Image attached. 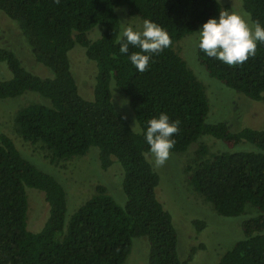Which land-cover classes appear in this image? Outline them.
<instances>
[{"label":"trees","instance_id":"1","mask_svg":"<svg viewBox=\"0 0 264 264\" xmlns=\"http://www.w3.org/2000/svg\"><path fill=\"white\" fill-rule=\"evenodd\" d=\"M242 2L252 22L264 26V0ZM122 6L157 23L172 38L170 48L150 54L145 72L130 61L138 48L129 45V53L120 52L117 9ZM223 8L217 0H0V10L18 21L36 60L53 72L51 77L37 75L0 46V62L12 73L10 79H0V99L33 91L47 100L17 112L20 133L31 143L42 142L52 161L84 156L97 147L104 170L121 166L126 196L120 205L99 184L67 221L64 185L25 158L12 138L0 135V264H125L137 237L148 239V264H191L180 257L174 217L158 198L161 176L145 159L148 121L161 113L170 122L179 121L171 151H186L204 135L231 148L249 142L260 149L205 158L203 145L187 171L195 190L221 215L240 216L250 206L259 212L242 222L244 238L218 264H264V129L234 131L226 121L208 122L207 86L175 47L208 19H218ZM97 26L102 33L91 40L89 32ZM77 44L98 68L93 99L83 96L72 69L70 51ZM198 60L212 78L264 103V43L257 42L255 57L243 65L229 66L199 47ZM112 80L129 98L140 131L117 109ZM28 187L44 192L49 204L47 220L37 232L27 227ZM194 223L199 229L205 225Z\"/></svg>","mask_w":264,"mask_h":264},{"label":"rangeland","instance_id":"2","mask_svg":"<svg viewBox=\"0 0 264 264\" xmlns=\"http://www.w3.org/2000/svg\"><path fill=\"white\" fill-rule=\"evenodd\" d=\"M223 10L236 12L252 22L244 10L242 0H220ZM122 30L131 26L142 31L144 18L131 13L127 6L117 9ZM199 29L181 41L175 47L186 60L188 66L207 86L211 110L208 122L226 121L234 131L244 127L264 129V103L255 101L237 92L219 80L212 78L198 60ZM102 33L97 26L89 32L91 40H96ZM0 46L12 50L31 72L42 77H51L53 72L39 63L27 42L18 21L9 18L0 10ZM71 65L79 84L80 91L87 99L94 98V87L98 68L86 55V48L77 44L70 51ZM12 73L6 62H0V79H10ZM111 90L117 109L126 117L136 131H140L129 98L111 81ZM31 103H47L39 93L27 91L17 97L0 99V135L6 134L15 142L22 155L42 170L53 174L66 188L68 195L67 221L72 214L95 192L99 184L106 185L109 192L120 205L125 204L126 196L122 186V168L119 164L108 170L101 167L99 150L91 148L84 156L52 161L50 152L42 142L31 143L24 139L16 123L17 112ZM206 146L205 158L223 151H260L249 142L229 147L222 140L204 135L183 152L171 151L166 164L156 169L161 176L158 198L172 213L179 233V255L182 259H191V264H218L222 256L233 245L244 238L242 222L259 212L248 207L246 213L236 217H226L218 213L214 206L206 201L189 181L187 166L194 165L198 150ZM28 217L27 227L33 232L40 231L49 214V204L44 192L36 188H27ZM202 220L205 225L199 229L194 222ZM149 242L146 237H137L133 241L132 252L125 264H148Z\"/></svg>","mask_w":264,"mask_h":264},{"label":"clouds","instance_id":"3","mask_svg":"<svg viewBox=\"0 0 264 264\" xmlns=\"http://www.w3.org/2000/svg\"><path fill=\"white\" fill-rule=\"evenodd\" d=\"M220 3V0H217ZM59 3V0H56ZM199 32L198 47L207 56L218 59L235 67L243 65L249 58H254L257 42L264 43V26L259 21L249 23L248 19L236 12L221 9L218 19H208ZM122 54L129 53V45L139 49L130 55L131 63L138 72L148 69L150 54L162 52L172 46L169 33L157 23L145 19L142 31L131 26L122 30L117 38ZM133 130V128H132ZM179 132V121L170 122L166 113L148 121L145 133L149 152L145 159L154 168L163 167L170 158L175 145L172 137Z\"/></svg>","mask_w":264,"mask_h":264}]
</instances>
